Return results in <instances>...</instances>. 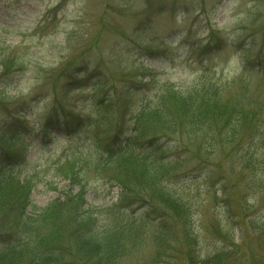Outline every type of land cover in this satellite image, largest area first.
Wrapping results in <instances>:
<instances>
[{
    "label": "rangeland",
    "instance_id": "rangeland-1",
    "mask_svg": "<svg viewBox=\"0 0 264 264\" xmlns=\"http://www.w3.org/2000/svg\"><path fill=\"white\" fill-rule=\"evenodd\" d=\"M64 61L84 71L76 75L88 77L84 86H65ZM263 66L264 0H0V129L15 121L25 133L18 144L26 161L11 171L32 183L28 210L83 185V208L99 225L138 219L124 264H167L153 259L159 221L118 205V173L98 167V156L131 133L142 104L166 99L169 86L210 87L222 101L255 110L264 130ZM56 94L67 119L45 129ZM253 152L264 181V148ZM164 160L159 185L187 205L197 254L264 264V183L250 175L213 182L195 162L172 154Z\"/></svg>",
    "mask_w": 264,
    "mask_h": 264
},
{
    "label": "trees",
    "instance_id": "trees-1",
    "mask_svg": "<svg viewBox=\"0 0 264 264\" xmlns=\"http://www.w3.org/2000/svg\"><path fill=\"white\" fill-rule=\"evenodd\" d=\"M11 64L3 63L6 75L18 65ZM61 66L65 86L71 82L75 88L84 86L88 77L76 76L84 71H75L72 61ZM171 87L164 91L167 98L155 106H140L131 133L100 154L97 166L118 173L113 178L122 189L120 207L132 208L133 213L145 210L144 221L152 215L159 221L153 225L158 245L154 260L163 256L167 264H226L224 253L206 258L197 254L187 205L168 186L159 185L163 164L169 162L164 158L172 154L183 162H195L213 182H242L250 175L264 183L256 178L260 163L253 152L264 148L261 116L244 105L222 101L223 96L210 87L187 92ZM60 104L56 94L45 129L67 117ZM15 126L14 121L0 129V264H124L134 238L130 230L138 219L123 217L99 225L93 212L83 208V185L41 211L28 210L32 183L11 171L27 157L26 148L18 144H25V133ZM160 153H166L165 157L151 158Z\"/></svg>",
    "mask_w": 264,
    "mask_h": 264
}]
</instances>
